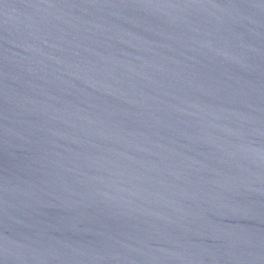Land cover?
Masks as SVG:
<instances>
[{"label": "water", "instance_id": "water-1", "mask_svg": "<svg viewBox=\"0 0 264 264\" xmlns=\"http://www.w3.org/2000/svg\"><path fill=\"white\" fill-rule=\"evenodd\" d=\"M0 264H264V0H0Z\"/></svg>", "mask_w": 264, "mask_h": 264}]
</instances>
